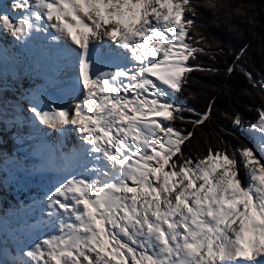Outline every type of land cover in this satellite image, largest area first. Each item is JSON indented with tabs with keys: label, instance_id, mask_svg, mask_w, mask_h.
Masks as SVG:
<instances>
[{
	"label": "snow or ice",
	"instance_id": "1",
	"mask_svg": "<svg viewBox=\"0 0 264 264\" xmlns=\"http://www.w3.org/2000/svg\"><path fill=\"white\" fill-rule=\"evenodd\" d=\"M13 8L19 15L0 13V30L21 43L44 35V54L77 73L80 93L70 106H30L40 125L79 142L64 156L72 170L45 197L57 226L15 264H264V106L248 126L254 142L199 157L184 154L194 133L176 127L194 109L175 96L193 72L215 71L192 62L205 52V37L191 35L198 5L13 0Z\"/></svg>",
	"mask_w": 264,
	"mask_h": 264
},
{
	"label": "trees",
	"instance_id": "2",
	"mask_svg": "<svg viewBox=\"0 0 264 264\" xmlns=\"http://www.w3.org/2000/svg\"><path fill=\"white\" fill-rule=\"evenodd\" d=\"M193 2L198 5L196 21L202 23L197 22L191 34L205 33L197 36L205 37V52L192 62L215 71L193 72L176 99L189 103L198 113L210 104L212 111L210 119L196 128L180 120L176 125L194 133L184 154L199 157L209 146L245 143L236 132L234 118L239 116L248 129L258 118L257 110L264 106V94L258 87L264 83V0H216L215 8L208 7L207 0ZM241 7L246 15L237 13ZM229 67H233L232 73H228Z\"/></svg>",
	"mask_w": 264,
	"mask_h": 264
},
{
	"label": "bare ground",
	"instance_id": "3",
	"mask_svg": "<svg viewBox=\"0 0 264 264\" xmlns=\"http://www.w3.org/2000/svg\"><path fill=\"white\" fill-rule=\"evenodd\" d=\"M13 10L14 14H19L20 10L12 8H5L2 11V8H0V13L8 12L11 14ZM9 33L5 30H1L0 34ZM5 36H2L1 38H4ZM40 39H42L40 37ZM23 62H21L20 65H22ZM17 65L13 64L12 61H7L5 59H0V137L8 133L14 142V145L16 148H20L21 145L19 144L20 140H25V134L27 133L28 136L36 143L32 145V149H42L46 150V147L50 144L49 142V132L51 131L49 129V126L40 125L37 128L42 127L43 130H46L43 135V139L40 136L39 131L36 127H31L29 124V117L26 115L24 110L22 109L21 104L15 103L14 101L6 102L7 97V91L8 88L6 86H10L13 90L16 92V88L14 89V86H26L27 82L29 84L39 86L40 84L48 85L53 84L54 78L47 77L43 74H40L39 72H33V68H27L26 70L21 68L18 69L15 67ZM32 85H27L32 87ZM23 92V91H22ZM33 97H31L32 100L39 103L40 99L44 97V92L40 91L39 89L37 91H33ZM10 97H13L10 96ZM8 100V99H7ZM39 100V101H38ZM71 104V103H70ZM69 104V105H70ZM68 105V106H69ZM16 119L19 120V123H17ZM56 131V130H55ZM57 133L61 137L64 138L66 133H60L57 131ZM56 134V135H58ZM39 141V142H38ZM4 147L6 145H2L0 143V150L3 154V159L0 157V163L1 161L11 162L15 164V159H7V155H5ZM10 148V145H9ZM11 151H13L11 149ZM3 163V162H2ZM11 167H6V165L0 166V178H3V182L5 183L7 189H12L14 186L17 187V189L14 191V193L7 194V199L11 202H15L20 200L21 198H24L25 194H31L32 197L42 199L41 193L35 188L31 186H25L24 190L19 188V183L14 182L13 177L15 175L14 173V165H10ZM65 166V165H64ZM2 176V177H1ZM61 178H63V175H60ZM23 204H26V200H22ZM46 208L41 209H33L30 207H25L23 209H20L18 214L16 215L21 219V223H23L24 228H26L27 231L30 233H26L27 236L34 235L35 237H42L43 235H47L50 232L54 230V228L57 225H54L51 221H49L48 217L46 216ZM19 218H17L19 220ZM25 230V231H26ZM2 239L0 237V251L2 247Z\"/></svg>",
	"mask_w": 264,
	"mask_h": 264
},
{
	"label": "rangeland",
	"instance_id": "4",
	"mask_svg": "<svg viewBox=\"0 0 264 264\" xmlns=\"http://www.w3.org/2000/svg\"><path fill=\"white\" fill-rule=\"evenodd\" d=\"M197 22L199 24L202 23V21L201 22L197 21ZM200 33L205 34L204 32L200 31L199 33H195V34L193 33L191 35L194 37L195 40H199L197 38V36ZM27 83H29V82H27ZM27 85H29V84H27ZM27 85L24 86L25 89H22L20 86L17 87V85L14 86V89L16 88V92L12 91L13 89L9 90V88H11L10 86H6L8 88V91H7L8 95L6 97V101H9V102L14 101L15 103H18V102L20 103V102H24L26 100L27 101L30 100L31 102H33L36 105V101L31 99V97H33V96H28L30 94L29 93L30 87ZM26 87H28V88H26ZM258 87L262 91V93L264 94V83H258ZM12 95H13V97H10ZM26 104L30 105L31 103H26ZM185 105L188 106L189 103H185ZM21 106H22V104H21ZM183 108L187 109L186 107H183ZM26 115H28V114L26 113ZM183 115L186 117V119L182 122H185L186 124H191L193 128H196V126H194L191 123L192 120H195L193 118L192 113H188V111H185L183 113ZM195 115H196V113H195ZM177 126L180 128V125H177ZM235 126L237 127L236 132L239 134V136H241V138L244 140L245 144H250V143L254 142V137L251 136V134L249 133L248 129L245 128V126H243V125H241V126L235 125ZM11 149L12 148H10V150ZM0 179H1V181H3L2 178H0ZM3 185L5 187L4 182H3ZM3 185L0 182V194H3L5 196L6 194H4L5 189L3 188ZM4 208H5V206H4ZM4 208L0 209V237H1L2 242H3V244H2L3 248H1V251H0V264H15V262H18V261L25 259V257H23L21 254V250L22 249L26 250L27 247H30L31 244L34 243L35 241H37L38 239L33 238L31 240H28V241H23V239L20 238L21 231L17 227V223H19L21 221V219L19 218V220H18L19 222L18 221L13 222L12 224L14 226L11 223H10L11 226H9V224H8L9 220L10 219L14 220V218H12L11 215L9 216L10 210L6 211ZM4 216H6V217H4ZM1 225H6V227H3ZM20 226L23 227L25 238H31L32 236H34V235L27 236L26 233L27 232L30 233V232L27 231L26 228H24L22 223ZM18 240H20V242H17Z\"/></svg>",
	"mask_w": 264,
	"mask_h": 264
}]
</instances>
